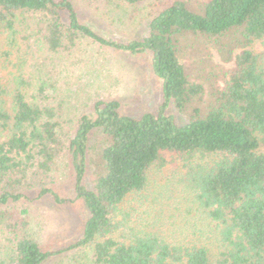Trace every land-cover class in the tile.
<instances>
[{"label":"trees","instance_id":"1","mask_svg":"<svg viewBox=\"0 0 264 264\" xmlns=\"http://www.w3.org/2000/svg\"><path fill=\"white\" fill-rule=\"evenodd\" d=\"M84 1L134 6L143 0ZM160 6L144 39L121 43L84 24L74 0H0V73L6 72V82L0 78V227L16 236L0 264L50 259L23 231L24 212L1 207L33 191L60 202L51 187L65 157L89 213L81 238L69 249L91 248L92 264H212L205 246L169 245L156 234H131L135 229L116 237L127 223L118 220L121 205L144 190L148 172L167 165V157L188 162L184 179L192 201L217 231L216 264H262L264 67L250 47L264 39V0H204L193 6L167 0ZM195 36L211 40L224 62L233 63L218 72L221 86L210 79L189 81L179 55L183 39ZM80 40L130 54L151 52L152 70L162 81L158 112L133 119L119 113L116 101L97 102L72 135L63 131L61 106L46 95L49 69L37 57L70 52ZM169 105L188 113L185 124L166 115ZM96 133L99 139L90 143ZM210 157L215 160L207 165L195 163ZM87 161L94 168L91 190L82 184Z\"/></svg>","mask_w":264,"mask_h":264},{"label":"rangeland","instance_id":"2","mask_svg":"<svg viewBox=\"0 0 264 264\" xmlns=\"http://www.w3.org/2000/svg\"><path fill=\"white\" fill-rule=\"evenodd\" d=\"M74 1L84 24L106 39L125 43L146 37L148 24L161 10V2L167 0H143L134 6L120 1ZM183 1L193 6L204 0ZM3 47L4 34L0 26V52ZM250 50L259 56V63L264 67V39L254 42ZM179 58L192 83L206 84L210 79L221 86L218 72L230 70L233 66L231 62H224L211 40L204 37L183 39ZM37 60L49 69L46 95L53 105L61 106L63 131L70 135L81 117L93 114L97 102L116 101L119 113L133 119L155 115L164 102L162 81L152 70V53L149 51L130 54L80 40L70 52H40ZM4 74L6 72L0 73L3 83L6 82ZM166 115L178 125L185 124L189 116L177 112L172 105L168 106ZM99 136V133L91 135L90 143ZM259 152L264 154V142L260 143ZM213 160L215 157L195 163L207 165ZM166 163L163 167H153L148 172L144 190L129 196L121 205L118 220L125 218L127 223L116 237L122 234V230L135 229L131 234L138 231L156 234L169 245L205 246L212 264H216L221 251L217 231L192 201V193L184 179L188 162L167 157ZM94 178V168L87 161L82 181L84 187L91 190ZM74 183L71 159L65 157L59 163L51 187L60 202H55L50 195L38 198V191H33L28 192L26 198L1 207L24 212L22 217L26 227L23 231L38 243L43 252L52 254L45 264H92L91 248L69 249L81 238L89 216L84 201L77 197ZM15 237L14 232L0 227V261L10 254ZM262 256L264 264V252Z\"/></svg>","mask_w":264,"mask_h":264}]
</instances>
